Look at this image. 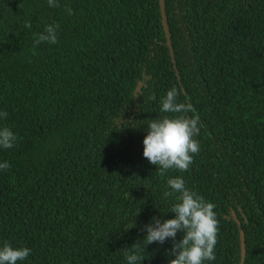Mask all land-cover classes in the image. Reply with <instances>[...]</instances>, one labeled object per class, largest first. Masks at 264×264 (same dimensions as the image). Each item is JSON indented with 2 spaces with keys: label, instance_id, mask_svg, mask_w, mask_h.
<instances>
[{
  "label": "trees",
  "instance_id": "trees-1",
  "mask_svg": "<svg viewBox=\"0 0 264 264\" xmlns=\"http://www.w3.org/2000/svg\"><path fill=\"white\" fill-rule=\"evenodd\" d=\"M164 2L0 0V264H264V0Z\"/></svg>",
  "mask_w": 264,
  "mask_h": 264
},
{
  "label": "water",
  "instance_id": "water-1",
  "mask_svg": "<svg viewBox=\"0 0 264 264\" xmlns=\"http://www.w3.org/2000/svg\"><path fill=\"white\" fill-rule=\"evenodd\" d=\"M159 2H160V6H161V14H162V20H163V25H164V29H165V34L167 37V43L170 47V51L172 54L173 52H172V48H171V40H170V34H169V29H168L167 16H166V12H165V2H164V0H159ZM172 59L174 60V58H172ZM140 84L141 83L139 82L137 88H140ZM240 241H241V256H242L241 261H242L243 256H244V239H243V235H242L241 231H240Z\"/></svg>",
  "mask_w": 264,
  "mask_h": 264
}]
</instances>
